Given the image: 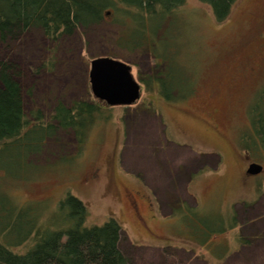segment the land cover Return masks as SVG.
<instances>
[{
  "label": "rangeland",
  "instance_id": "374dc122",
  "mask_svg": "<svg viewBox=\"0 0 264 264\" xmlns=\"http://www.w3.org/2000/svg\"><path fill=\"white\" fill-rule=\"evenodd\" d=\"M106 12L100 26L59 45L38 30L0 45V59L21 72L29 118L92 93L98 57L126 61L142 86L136 105L103 108L80 151L63 135L68 147L50 146L39 169L24 171L34 178L8 192L49 209L50 230L64 225L55 213L69 195L85 204V227L116 219L132 264H264V171L246 173L251 163L264 167V148L247 153L241 143L264 91V0H237L223 23L199 0H186L161 29L154 20L148 43L181 89L172 101L150 79L166 64L119 45L118 16Z\"/></svg>",
  "mask_w": 264,
  "mask_h": 264
},
{
  "label": "trees",
  "instance_id": "16d2710c",
  "mask_svg": "<svg viewBox=\"0 0 264 264\" xmlns=\"http://www.w3.org/2000/svg\"><path fill=\"white\" fill-rule=\"evenodd\" d=\"M199 1L212 8L218 23L230 17L237 2ZM185 2L0 0V45L9 47L12 41L33 30L40 31L59 45L100 26L106 11L111 10L118 16L115 39L119 45L129 51L145 48L154 55L158 66L161 62L166 64L150 79L153 81L155 78L161 95L172 101L175 100L174 90L181 89L172 85L170 66L167 61H160L161 56L153 51L148 36L158 31L153 26L155 19H159L158 27L161 29L165 21H172L171 15ZM124 36L128 39L123 42ZM20 75L15 63L6 58L0 59V264H132L121 250L122 227L116 219L111 218L101 227H85V204L69 195L60 202L58 213H55L64 225L50 230L46 227L49 217H45L49 209L44 210L38 203L21 204L8 192L9 185L34 178L33 175H24V171L39 169L37 159L50 146L55 148V153L61 146L68 147L61 140L63 135H74L79 151L85 147L91 129L103 114V108H109L89 92L87 97L70 103L59 101L50 112L38 109L29 118L25 109V93L18 79ZM179 80V86H184L186 79L180 77ZM178 91L177 94H180ZM260 94L253 105L257 106L253 116L250 112L249 130L252 135L244 134L241 140L247 153L264 148V91ZM21 247L26 248L21 251Z\"/></svg>",
  "mask_w": 264,
  "mask_h": 264
},
{
  "label": "water",
  "instance_id": "95a60500",
  "mask_svg": "<svg viewBox=\"0 0 264 264\" xmlns=\"http://www.w3.org/2000/svg\"><path fill=\"white\" fill-rule=\"evenodd\" d=\"M132 71L131 65L116 58L93 59L89 72L92 95L109 108L136 105L142 98V86L135 79ZM263 171L262 165L251 163L247 175L256 176Z\"/></svg>",
  "mask_w": 264,
  "mask_h": 264
}]
</instances>
